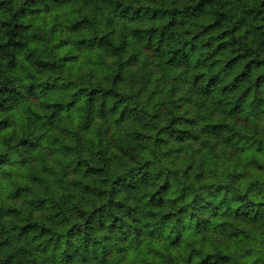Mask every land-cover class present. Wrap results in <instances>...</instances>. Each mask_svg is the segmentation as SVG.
I'll use <instances>...</instances> for the list:
<instances>
[{
	"label": "clouds",
	"instance_id": "9594fccd",
	"mask_svg": "<svg viewBox=\"0 0 264 264\" xmlns=\"http://www.w3.org/2000/svg\"><path fill=\"white\" fill-rule=\"evenodd\" d=\"M25 4L0 9L30 25L0 61L19 93L0 155L36 147L3 169L0 264L264 261V0H36L13 21Z\"/></svg>",
	"mask_w": 264,
	"mask_h": 264
},
{
	"label": "trees",
	"instance_id": "16d2710c",
	"mask_svg": "<svg viewBox=\"0 0 264 264\" xmlns=\"http://www.w3.org/2000/svg\"><path fill=\"white\" fill-rule=\"evenodd\" d=\"M12 2L13 0H0V9H4L7 6L10 10ZM35 2L36 0H26L25 6L21 7L16 12V14L13 16L12 18L13 21H16L20 17L28 14L30 9L27 5L29 3H35ZM4 10L6 11V9ZM136 15L139 16V10L137 11ZM29 26L30 25L28 26L22 25L21 23H18V22L15 23L14 25L11 22H4L0 24V30L7 29V31H3V34L0 35V61L9 60V57H11L8 63V67L10 69H14L16 67L15 57H16L17 51L25 47L23 43V39H22V33ZM5 37H7L6 41H5ZM18 37H20V39H18ZM29 59H31V55L29 56ZM36 63H37V66L40 68V70H47V69L54 70L57 67L55 63L46 62L39 58L37 59ZM2 67L3 65L0 64V68ZM59 88H60V85H58L57 83H46L44 85H37L34 83L31 86H29L28 91L31 94L36 95L38 90L43 91V92H48L52 90H59ZM4 94H7V95H4ZM18 95L19 93L17 92V90L15 88H9L7 84H5L4 87L0 88V96H3V99L0 100V110L7 111L9 108L14 106ZM9 100L13 101V104H9ZM253 105L255 106V108H260L262 105H264V98L257 96V99L253 101ZM10 123L11 121L4 120L0 122V128H5L9 126ZM216 134L219 136V135H222V132L217 131ZM227 142H230V141H226V143ZM35 147H36V144H34L28 139H24L20 142V145H18L16 149L10 151L9 153L0 155V180L7 178L8 176L11 175L10 172L3 170L5 166H11L13 164H16L20 160V158L24 156L25 154H28L30 156L31 152L34 150ZM261 150H264V145H262L261 148L258 149V151H261ZM44 170L48 171L47 167H45ZM67 174L68 173L66 172L65 175ZM36 179H41V178H36ZM121 186L128 187L130 185L122 184ZM93 194L94 193H89V195H93ZM46 203H47L46 200H40L39 204L36 206L34 211L45 210L44 206L46 205ZM209 207H211V204H209ZM97 212H100L101 215L103 214L102 209H98ZM77 214L81 216L85 215V213L82 210H77ZM93 218H95V221H99L101 219V216H98L96 212H93L91 216L88 217V221L83 228L79 224L74 225L73 230L69 233L70 240L72 238H78L81 232H90L94 226ZM29 227H38V226L29 225ZM87 243L88 241L86 239L85 250H87ZM96 243H99V242H96ZM69 247L70 248L72 247L71 243ZM212 259L213 257L209 255L207 260H205L203 264H209V261H212ZM260 264H264V261H261Z\"/></svg>",
	"mask_w": 264,
	"mask_h": 264
}]
</instances>
